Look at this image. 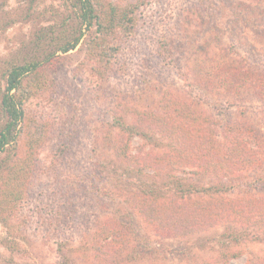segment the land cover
Here are the masks:
<instances>
[{
    "label": "rangeland",
    "instance_id": "1",
    "mask_svg": "<svg viewBox=\"0 0 264 264\" xmlns=\"http://www.w3.org/2000/svg\"><path fill=\"white\" fill-rule=\"evenodd\" d=\"M94 1L108 37L72 0H0V98L11 67L37 65L13 91L24 117L0 152V264H104L113 248L117 264H264V225L229 206L264 200V0ZM229 135L248 159L222 187ZM147 198L230 220L169 235Z\"/></svg>",
    "mask_w": 264,
    "mask_h": 264
},
{
    "label": "trees",
    "instance_id": "2",
    "mask_svg": "<svg viewBox=\"0 0 264 264\" xmlns=\"http://www.w3.org/2000/svg\"><path fill=\"white\" fill-rule=\"evenodd\" d=\"M72 9H75L77 19L80 21L82 27H87L89 29L95 26L96 31L107 37L110 36V34L113 32V20L111 19L107 22L103 14L104 12L98 9L94 0H72ZM109 13H114L112 7ZM119 18L125 20V16L122 14L119 15ZM80 37L81 31H79V33L71 40H67L62 45H60L58 50L64 53L68 52L77 45ZM106 41V46L109 47L108 43H110V38L106 39ZM36 66L37 65L35 62L14 65L6 74L4 93L0 98V108L4 116H6L5 121L0 125V152L4 150V148L9 144L10 141H12L15 135L14 131L16 129V126L18 122H20L24 117V100L21 98H16L13 91L17 89L20 77L27 73L33 72ZM115 124L120 128L127 129L124 123L119 119H116ZM187 133V130H183L180 131L179 135L184 138ZM228 137L226 139V143H230V145L228 146L229 152L228 155L224 154L222 156L224 162H221L222 164L220 165V170H222V181L220 180L222 187L227 185L232 187L234 184L236 185L239 182L240 177L238 175L235 177L230 176V174L232 172H235V170H241L242 167L245 166L243 165V163L248 159V155L245 152L243 155H241L244 149H247V145L245 144V142L242 139L238 138L236 135H229ZM198 141L202 144L200 140ZM224 141L225 139L222 142L224 143ZM196 151L199 152V159L202 160L204 165L207 164L209 168L211 166H216L218 168L219 163H215L212 165L215 158V153L212 149L201 151L199 147H197ZM194 154L196 153H193L192 155ZM240 156H242L241 159ZM209 168H207L206 170H208ZM253 183H256V180H253ZM183 184L184 183L182 181H177L175 188L173 187V194L176 195L178 199H181L179 195L181 194ZM246 184L249 185L250 182ZM154 186L157 185L154 184ZM246 194H248V192ZM249 196L251 198H248L247 201H244L245 210L243 213L239 212L238 196L230 201L229 206L231 208H234V202H236V207L233 210L232 216L237 217L236 221L238 223H240L241 219L250 220L252 218H255L252 223L264 225V200H262V202L260 203H256L255 197L251 195ZM147 202L150 203L149 215L151 220H154L158 216H161V221H163L162 231L168 233L169 235L186 236L188 233H191L194 230L213 225L219 219H223V222H225L226 220H230V211L226 208H224L223 212L217 213L214 218L210 214H207L206 207L208 205H212L210 203L207 205H202L201 208L197 209L195 206L192 207L191 203L189 202H187L186 204H181L177 200L175 206H171L169 209H165L163 206L160 207L158 205H156V208L149 198H147ZM215 203L218 204L217 201H215ZM211 210L215 209L211 208ZM255 236L256 238L261 237L259 235ZM220 237H224V235H221ZM12 242H14L15 246V240ZM112 252L113 253L108 250L104 251V253L100 255V258L98 260L102 259V262H104V264H117V261H119L117 259L119 257L120 251H117V249L113 248ZM62 260V264H70L71 262L67 255L63 256Z\"/></svg>",
    "mask_w": 264,
    "mask_h": 264
}]
</instances>
